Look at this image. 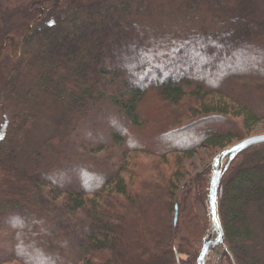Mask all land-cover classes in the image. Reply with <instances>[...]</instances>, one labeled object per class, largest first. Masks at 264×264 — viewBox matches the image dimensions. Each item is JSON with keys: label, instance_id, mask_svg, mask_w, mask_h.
Masks as SVG:
<instances>
[{"label": "trees", "instance_id": "trees-1", "mask_svg": "<svg viewBox=\"0 0 264 264\" xmlns=\"http://www.w3.org/2000/svg\"><path fill=\"white\" fill-rule=\"evenodd\" d=\"M244 1L0 5V69L9 72L0 95V264H176L185 251L179 264H195L210 164L178 196L170 177L159 184L129 158L243 139L238 116L201 108L207 95L264 121V22L245 16ZM48 116L51 131L25 149L29 128ZM131 165L138 172L128 181ZM217 205L222 260L261 264L251 248L264 217V145L229 162Z\"/></svg>", "mask_w": 264, "mask_h": 264}, {"label": "rangeland", "instance_id": "rangeland-1", "mask_svg": "<svg viewBox=\"0 0 264 264\" xmlns=\"http://www.w3.org/2000/svg\"><path fill=\"white\" fill-rule=\"evenodd\" d=\"M30 1L31 0H0V5L2 6V8H8V10H10L11 8L14 7L26 6ZM81 1L87 3L92 0H81ZM243 7H244L243 13L245 14V16L254 20L264 22V0H245L243 2ZM8 77H9L8 70L0 69V95L2 92L3 84L8 79ZM201 108L205 111L222 110L224 112L232 113L238 116L241 119V121H243L244 124L243 126L242 124H240L239 120H236V122L239 124L241 134L244 135L243 138L264 134V121H257V122L250 120L247 121L245 113H243L235 103H233L230 99L226 97L224 98L218 94L207 95L206 98L203 100ZM5 117L6 115L0 106V130L5 125ZM51 119L52 117L49 118L48 116V117H43L40 120L34 122V124L29 128L30 131H28L27 134V141L23 146L25 149H31L38 141L42 140L45 136H47V134L52 129ZM238 140L240 139L229 140V142L225 146L220 147L218 149L202 148L197 150L195 153L191 155L174 153L166 156L164 160L155 159L143 153L132 154L129 159H132L137 163H144L146 165L144 169L145 173L151 174V178L156 179L159 184L169 180L168 177H170L173 188H175L174 192L176 193V195L179 196L182 193L187 192L189 187L194 186L193 182L195 177H197V174L203 168H205L207 164H210L212 158L217 152H219L221 149L225 147H228L236 143ZM225 163L226 162H224V164ZM134 166L135 165H131L129 169L126 171V174L124 175L128 181L132 179L130 177L131 174L138 172V168L137 167L133 168ZM155 168L158 169L159 173L161 174L156 175V171L152 170ZM139 171L141 172L140 169ZM161 175H163L164 177H160ZM206 209H207L208 227L202 239L209 232L211 227L210 218L208 216L209 213L208 203ZM255 230L257 233L256 242L258 244V250L255 251L254 250L255 247H252L251 249L254 251L255 256H257L261 264H264V217L256 218ZM213 237H216V234H213ZM202 239L200 241L199 247L201 246ZM188 257L189 255L187 251L178 254L176 264H179V261H186ZM205 264H228V261L226 259L222 260V257H220V251L218 250L217 247L209 252Z\"/></svg>", "mask_w": 264, "mask_h": 264}, {"label": "water", "instance_id": "water-1", "mask_svg": "<svg viewBox=\"0 0 264 264\" xmlns=\"http://www.w3.org/2000/svg\"><path fill=\"white\" fill-rule=\"evenodd\" d=\"M264 145V134L245 137L238 140L236 143L221 149L217 152L210 162L211 175L209 179L208 188V216L210 218V230L202 239L201 247L198 252L195 264H205L207 255L209 252L219 246L224 245V235L221 228L219 216H218V188L221 180L222 173L227 169L229 162L242 152ZM224 162H226L224 164ZM176 220V212L174 221ZM216 234V237H213Z\"/></svg>", "mask_w": 264, "mask_h": 264}]
</instances>
